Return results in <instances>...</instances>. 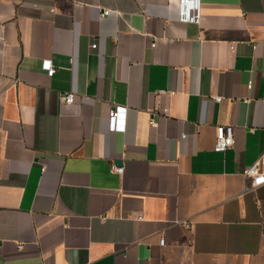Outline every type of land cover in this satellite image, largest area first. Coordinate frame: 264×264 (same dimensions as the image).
I'll list each match as a JSON object with an SVG mask.
<instances>
[{
  "label": "crops",
  "instance_id": "0c3cea01",
  "mask_svg": "<svg viewBox=\"0 0 264 264\" xmlns=\"http://www.w3.org/2000/svg\"><path fill=\"white\" fill-rule=\"evenodd\" d=\"M194 2L0 0V264H264V0Z\"/></svg>",
  "mask_w": 264,
  "mask_h": 264
},
{
  "label": "built area",
  "instance_id": "2783aa9c",
  "mask_svg": "<svg viewBox=\"0 0 264 264\" xmlns=\"http://www.w3.org/2000/svg\"><path fill=\"white\" fill-rule=\"evenodd\" d=\"M181 5L183 6L182 12L180 14V20L189 22L195 21L199 19V14L192 13L190 11H185L184 6L187 4V0H180ZM194 3H197L196 0ZM109 11H104L103 15H108ZM155 45V44H154ZM153 45V46H154ZM96 44L92 45V48H95ZM233 49V47H231ZM43 67L47 71L48 76H52L55 73L54 66L51 60H45L43 62ZM251 86V83L249 84ZM217 101H220V97L216 98ZM76 101V94L74 92L65 93L61 97L62 104L72 105ZM127 107L122 105H113L108 114L109 121V130L112 132H124L125 131V115H126ZM150 125L155 126V122L153 119L150 120ZM235 145V136H234V127L232 125H219L216 127V140L214 144V151L216 152H224L227 149L233 147ZM261 161L253 164L248 167L244 174L246 177L252 179L251 188L254 189L264 184V171L260 168ZM111 170L117 174H122L123 167H118L115 164L111 165ZM165 242L164 239L160 241L161 245ZM22 247V246H20Z\"/></svg>",
  "mask_w": 264,
  "mask_h": 264
},
{
  "label": "water",
  "instance_id": "95a60500",
  "mask_svg": "<svg viewBox=\"0 0 264 264\" xmlns=\"http://www.w3.org/2000/svg\"><path fill=\"white\" fill-rule=\"evenodd\" d=\"M119 164H121V163L119 162Z\"/></svg>",
  "mask_w": 264,
  "mask_h": 264
}]
</instances>
